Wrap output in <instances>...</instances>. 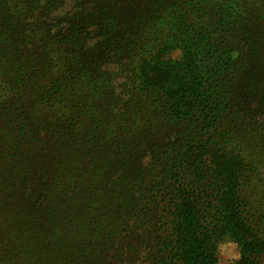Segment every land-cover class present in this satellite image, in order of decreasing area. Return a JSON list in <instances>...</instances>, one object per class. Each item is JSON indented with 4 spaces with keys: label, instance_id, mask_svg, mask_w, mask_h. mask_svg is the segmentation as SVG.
Wrapping results in <instances>:
<instances>
[{
    "label": "trees",
    "instance_id": "1",
    "mask_svg": "<svg viewBox=\"0 0 264 264\" xmlns=\"http://www.w3.org/2000/svg\"><path fill=\"white\" fill-rule=\"evenodd\" d=\"M264 264V0H0V264Z\"/></svg>",
    "mask_w": 264,
    "mask_h": 264
},
{
    "label": "rangeland",
    "instance_id": "2",
    "mask_svg": "<svg viewBox=\"0 0 264 264\" xmlns=\"http://www.w3.org/2000/svg\"><path fill=\"white\" fill-rule=\"evenodd\" d=\"M238 250L233 243L221 244L218 251V263L229 264L238 259Z\"/></svg>",
    "mask_w": 264,
    "mask_h": 264
}]
</instances>
